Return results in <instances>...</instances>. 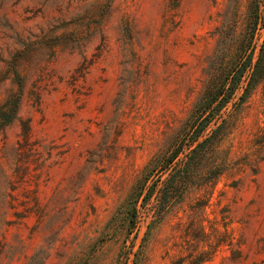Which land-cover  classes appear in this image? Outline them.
Returning <instances> with one entry per match:
<instances>
[{
	"label": "rangeland",
	"instance_id": "rangeland-1",
	"mask_svg": "<svg viewBox=\"0 0 264 264\" xmlns=\"http://www.w3.org/2000/svg\"><path fill=\"white\" fill-rule=\"evenodd\" d=\"M0 264H264V0H0Z\"/></svg>",
	"mask_w": 264,
	"mask_h": 264
},
{
	"label": "trees",
	"instance_id": "trees-1",
	"mask_svg": "<svg viewBox=\"0 0 264 264\" xmlns=\"http://www.w3.org/2000/svg\"><path fill=\"white\" fill-rule=\"evenodd\" d=\"M250 61H251V57H250ZM18 110V105H16V107L13 109V114L11 115V118H13L16 114ZM207 128V124L205 121H202V123L199 124V126L196 128L195 133H194V137H193V141L196 140V138H198ZM182 150L178 151L169 161L170 164H172L180 155Z\"/></svg>",
	"mask_w": 264,
	"mask_h": 264
}]
</instances>
